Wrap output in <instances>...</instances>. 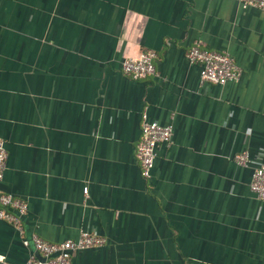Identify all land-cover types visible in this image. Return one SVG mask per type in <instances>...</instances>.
<instances>
[{"label":"crops","instance_id":"obj_1","mask_svg":"<svg viewBox=\"0 0 264 264\" xmlns=\"http://www.w3.org/2000/svg\"><path fill=\"white\" fill-rule=\"evenodd\" d=\"M226 51L237 80L203 82L186 52ZM156 52L134 80L125 58ZM171 125L144 179L141 115ZM0 190L26 201L23 233L0 219V264L87 230L106 239L72 264H264V11L236 0H0ZM247 151L251 163L233 155ZM86 188V193L84 191ZM23 239L29 244L24 245Z\"/></svg>","mask_w":264,"mask_h":264},{"label":"built area","instance_id":"obj_2","mask_svg":"<svg viewBox=\"0 0 264 264\" xmlns=\"http://www.w3.org/2000/svg\"><path fill=\"white\" fill-rule=\"evenodd\" d=\"M244 7H255L264 11V0H236ZM156 52L146 50L137 57L125 58L120 66L123 74L134 80L145 79L156 75ZM186 57L189 62L199 66L200 78L203 82L218 84L237 80L240 70L233 58L226 52L215 49H206L199 42L189 46ZM141 134L134 149L135 158L139 164L140 174L144 179L151 176V168L156 155V147L160 144H169L171 141V125H161L149 120L145 112L141 115ZM234 161L242 166L251 163L247 151H240L233 155ZM7 151L4 140L0 138V181L6 167ZM250 189L255 196L264 200V162L253 168L251 173ZM86 188L84 191L86 193ZM27 210L25 200L0 190V219L12 224L22 234V219ZM31 243L39 257L29 256L24 264H72V255L77 250L98 247L106 242L100 235L82 230L75 239L62 242H50L37 234L31 236ZM28 239L23 244L28 245ZM1 260V258H0Z\"/></svg>","mask_w":264,"mask_h":264}]
</instances>
